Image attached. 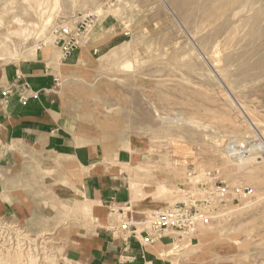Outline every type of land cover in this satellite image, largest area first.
<instances>
[{"label": "rangeland", "instance_id": "obj_1", "mask_svg": "<svg viewBox=\"0 0 264 264\" xmlns=\"http://www.w3.org/2000/svg\"><path fill=\"white\" fill-rule=\"evenodd\" d=\"M42 52L62 68L58 89L80 131L129 158L123 218L148 225L155 211L224 190L235 200L169 255L264 264V152L244 165L248 154H230L233 142L238 153L264 146V0H0V64ZM24 85L37 92L14 82L3 98L16 91L24 105ZM83 221L43 228L0 212V264H87L93 222Z\"/></svg>", "mask_w": 264, "mask_h": 264}, {"label": "crops", "instance_id": "obj_2", "mask_svg": "<svg viewBox=\"0 0 264 264\" xmlns=\"http://www.w3.org/2000/svg\"><path fill=\"white\" fill-rule=\"evenodd\" d=\"M59 70L43 52L27 62L0 64V212L40 220L43 228L53 220L92 221L81 241L87 264H174L168 252L175 248L173 236L143 246L116 232L133 201L129 158H111L80 131L79 115L58 89ZM24 81L40 93L38 100L24 106L16 91L3 98L12 83ZM147 203L143 210L159 208Z\"/></svg>", "mask_w": 264, "mask_h": 264}, {"label": "built area", "instance_id": "obj_3", "mask_svg": "<svg viewBox=\"0 0 264 264\" xmlns=\"http://www.w3.org/2000/svg\"><path fill=\"white\" fill-rule=\"evenodd\" d=\"M37 94V92H31L29 86L24 85L21 89L20 100L26 105L31 97L37 98ZM262 147L259 150L264 152V146ZM241 191L238 190L237 193L239 194ZM243 193L251 195L252 191L244 190ZM203 195L205 196L201 199L190 197L186 202H179L155 211L148 225L146 223L135 225L131 218L122 217L121 225L116 232L126 240L130 238L140 240L143 246L152 245L165 235L173 236L172 244L183 241L191 245L195 240L193 237L197 229L209 226L215 211L217 213L219 208L224 207L229 201L235 200H230L229 193L224 190L205 192ZM112 211L116 212V209L113 208Z\"/></svg>", "mask_w": 264, "mask_h": 264}, {"label": "bare ground", "instance_id": "obj_4", "mask_svg": "<svg viewBox=\"0 0 264 264\" xmlns=\"http://www.w3.org/2000/svg\"><path fill=\"white\" fill-rule=\"evenodd\" d=\"M241 112H242V114H243V116L245 117V119L248 121V123L250 124V127H252V129L254 130V129H256V123H254V122H252L251 121V118H249V116L241 109ZM168 122V121H167ZM258 125V124H257ZM257 128H258V126H257ZM256 131V130H255ZM258 134V133H257ZM248 137V136H247ZM224 140V139H223ZM213 141V140H212ZM233 142V141H232ZM222 143V142H221ZM233 145H231V148H230V151H231V155H232V157L234 158H242V154H244L245 155V153L246 154H248V156H245L244 158L245 159H241V162H240V164H238V165H244V164H247V163H250V162H252L253 160H255V158H251L250 157V152H252V151H254L255 149H259V148H261L262 146H260V145H257L256 147H252L251 148V150L250 151H245L244 153L243 152H237V151H235L236 149V144L233 142L232 143ZM262 149H263V147H262ZM229 151V150H228ZM229 151V152H230ZM260 158V157H259ZM258 158V159H259ZM263 160H264V158H262ZM240 160V159H239ZM164 188H162V190H163ZM27 240V239H26ZM13 243V242H12ZM28 243V242H27ZM16 245V244H15ZM25 245V244H24ZM28 245V244H27ZM19 247V246H18ZM25 250V249H24ZM32 251V250H31ZM2 256V255H1Z\"/></svg>", "mask_w": 264, "mask_h": 264}]
</instances>
